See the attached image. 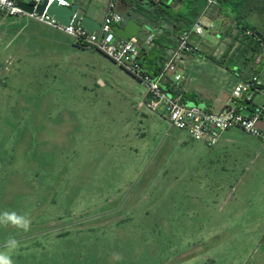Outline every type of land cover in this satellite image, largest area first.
Returning a JSON list of instances; mask_svg holds the SVG:
<instances>
[{"label":"rangeland","instance_id":"1","mask_svg":"<svg viewBox=\"0 0 264 264\" xmlns=\"http://www.w3.org/2000/svg\"><path fill=\"white\" fill-rule=\"evenodd\" d=\"M245 1L264 32V0ZM213 23L193 41L215 60L179 73L216 108L235 83ZM145 97L104 54L0 13V215L30 221L0 223L12 264H264V142L235 128L209 147Z\"/></svg>","mask_w":264,"mask_h":264},{"label":"built area","instance_id":"2","mask_svg":"<svg viewBox=\"0 0 264 264\" xmlns=\"http://www.w3.org/2000/svg\"><path fill=\"white\" fill-rule=\"evenodd\" d=\"M55 1L60 5H70L67 0H29L26 3L33 5L36 9L44 2H47L49 6ZM19 3L18 0H0V13L11 17L28 16L73 37L77 43L104 54L142 82L146 88L142 107L156 114H159L158 110L162 109V116L166 117L173 128L185 132L194 140L202 141L212 147L219 142L223 132L238 128L264 142V131L257 127V122L264 116V102L260 105L254 104V95L264 92L263 73L256 74L250 80L236 86L232 93L233 106L220 113L198 106H189L182 101L181 97L170 95L163 89L162 84L167 77L177 71L182 55L197 49L191 44V40L193 37L202 39L205 28L200 20L189 31L180 35L176 47L166 57L161 72L151 76L142 67L140 57L142 49H150L153 46L155 35L149 34L145 38L136 37L129 42L117 39L115 31L126 20L118 10V0H110L101 30L96 33H89L79 25L64 26L48 16L46 12L42 16L36 12L29 14L18 6ZM215 3V0H207V8L201 17H207V9ZM262 55L264 56V47ZM180 79L179 75L175 76L176 81Z\"/></svg>","mask_w":264,"mask_h":264},{"label":"crops","instance_id":"3","mask_svg":"<svg viewBox=\"0 0 264 264\" xmlns=\"http://www.w3.org/2000/svg\"><path fill=\"white\" fill-rule=\"evenodd\" d=\"M23 0H20L22 2ZM68 1V0H67ZM83 0H75L72 2H69L70 4H78L82 7H84L87 10V15L90 16L94 21L100 23L101 25L104 22V17L105 13L108 7V4L110 0H94L91 5L86 6L83 2ZM141 2H145L144 0H138ZM158 1V0H156ZM165 2L168 6H170L175 12L180 11V9L185 8L184 2H188L189 0H162ZM194 1V0H192ZM127 3H130V0H118V10L120 11V6L122 7V10L128 13L130 11V8ZM205 2L200 1L195 4L196 7L202 6ZM252 6L247 5L242 12V23L249 24L250 27H254L258 32H260L264 36V32L253 23L251 19V15L255 10ZM121 14H123L121 12ZM124 15V14H123ZM174 17L173 19H169L168 24H164L165 28L168 31H164L161 28H150L149 29H143L141 33L139 34L138 37L140 38H145L149 34H154L157 36L158 43L154 45V47L150 50H148L147 57H152L154 54L152 52H156L157 50H161L165 57L169 55V53L174 49L176 42H177V36H176V31L181 30V22L177 21L179 18L175 15L172 14ZM126 18V16L124 15ZM136 21L141 23L140 19L137 17H134ZM208 20L209 24L213 23V26H209L207 29L210 28V33L214 37L216 36L221 44L225 43V40L229 37H231V43L227 45L226 50L223 52V58L221 59L222 61L219 63L220 66H222L223 69L226 70V72L230 73L231 77H234V89L236 86L239 84L246 82L250 80L254 75L263 73L264 74V62L260 58L259 54L256 52H253L251 48H248L243 44V40L245 39L244 31L237 29L236 25H232L230 20L225 16L219 13V10H216L215 17L213 20L209 19L206 17ZM251 19V20H250ZM200 23L202 24V17H199ZM128 21L126 18L125 23ZM221 23V26L218 27V29L215 28V25L217 23ZM125 23L123 25H125ZM45 25V24H44ZM122 25V26H123ZM203 25V24H202ZM47 26V25H46ZM149 26V25H148ZM218 26V25H216ZM49 27V26H48ZM218 30V31H217ZM196 38V37H193ZM193 38L191 40V44L198 48L196 50L190 51V52H185L182 55L181 60L178 62V69L175 72V74H170L166 81L162 84L163 88L170 94V95H176L181 97L182 101L189 105V106H198L201 108L208 109L214 113H220L226 108L233 106L234 101L232 100V96L229 98L224 99L223 101H218V106L215 108L214 105L217 103H214V100L199 91H197L194 86H191L194 81H189L188 84L186 85L183 82V76L179 73L180 68L182 65L185 63L189 62L190 56H195L199 57L201 60H208V59H213V57H208L205 53H203L202 50H199V47L196 46L198 42H194ZM198 52H195L197 51ZM228 57V58H226ZM226 58V59H225ZM231 58L232 60V65L231 66H224L222 62H225L224 60H227ZM161 61H159L160 64ZM217 62V61H216ZM162 63V62H161ZM162 65V64H161ZM153 67V66H152ZM154 68V67H153ZM179 75L181 79L179 81L175 80V76ZM234 91V90H233ZM264 102V92H259L254 95V104L260 105ZM264 120V116L262 117ZM238 129V128H237ZM233 130V129H232ZM229 131H225L221 134L219 142L222 140L224 136H226ZM218 142V143H219ZM217 143V144H218Z\"/></svg>","mask_w":264,"mask_h":264},{"label":"trees","instance_id":"4","mask_svg":"<svg viewBox=\"0 0 264 264\" xmlns=\"http://www.w3.org/2000/svg\"><path fill=\"white\" fill-rule=\"evenodd\" d=\"M18 1L20 2V0ZM144 1L145 2L130 0V3H127L130 8V11L128 12L129 16L131 18L137 17L138 19H140L141 23L149 25L150 28H161L164 31H168L165 28L164 24H168L169 19L174 18L172 14H175L179 18L177 21L182 23L181 30L176 31L177 42L180 35H182L186 31H189L207 8V0H189L188 2L183 1V4H185V8L180 9V11L177 12H175L162 0ZM200 1H204L205 3L202 6L196 7L195 4ZM215 2L216 3L212 7L207 9V18L213 20L216 10L218 9L219 13L225 15L230 20L232 25L235 24L237 29L244 31L245 39L243 40V44H245L246 47L251 48L253 52L258 53L260 58L264 62V56L262 55V48L264 47V36L254 27H250L249 24L241 22V20L243 19L242 12L250 3L248 4L245 0H239V2H235V0H215ZM157 39V36H155L153 46L150 49H152L154 45L158 43ZM77 45L82 48H87L79 43H77ZM150 49H142L140 61L142 67L149 75L156 76L159 72H161L166 57L164 59V55L161 50H157L156 52H154V50L152 52L154 56L147 57V55L150 56L147 52ZM159 61H161L162 63L160 62L159 64Z\"/></svg>","mask_w":264,"mask_h":264},{"label":"water","instance_id":"5","mask_svg":"<svg viewBox=\"0 0 264 264\" xmlns=\"http://www.w3.org/2000/svg\"><path fill=\"white\" fill-rule=\"evenodd\" d=\"M18 6L29 14L36 12L39 16H42L46 12L48 16L64 26L79 25L89 33H96L102 27L100 23L94 21L87 15V10L84 7L78 4L64 6L55 1L48 6L47 2H44L35 9L33 5L20 2ZM143 29H149V26L144 23H139L132 18L125 25L117 28L115 36L119 40L129 42L131 39L138 37ZM257 127L264 131L263 119L257 122Z\"/></svg>","mask_w":264,"mask_h":264},{"label":"clouds","instance_id":"6","mask_svg":"<svg viewBox=\"0 0 264 264\" xmlns=\"http://www.w3.org/2000/svg\"><path fill=\"white\" fill-rule=\"evenodd\" d=\"M11 223L19 228H23L25 231L28 230L30 221L23 216H18L16 213H4L0 215V223ZM16 241H10V246L15 247ZM119 258V257H118ZM0 264H12V260L6 254L0 252Z\"/></svg>","mask_w":264,"mask_h":264}]
</instances>
